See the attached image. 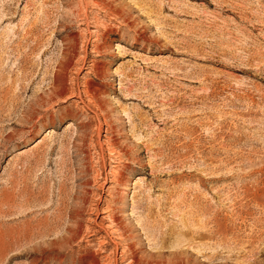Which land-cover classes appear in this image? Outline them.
<instances>
[{
    "label": "rangeland",
    "instance_id": "rangeland-1",
    "mask_svg": "<svg viewBox=\"0 0 264 264\" xmlns=\"http://www.w3.org/2000/svg\"><path fill=\"white\" fill-rule=\"evenodd\" d=\"M104 198L139 264H264V0H0V264L95 254Z\"/></svg>",
    "mask_w": 264,
    "mask_h": 264
},
{
    "label": "bare ground",
    "instance_id": "bare-ground-1",
    "mask_svg": "<svg viewBox=\"0 0 264 264\" xmlns=\"http://www.w3.org/2000/svg\"><path fill=\"white\" fill-rule=\"evenodd\" d=\"M119 47H120V45H117V48H119ZM63 94H65V92H62L59 95V97H61ZM77 94H79V93H77ZM82 94L85 95L86 98L89 101H91L95 107H98V108L102 107L100 102H98V103L95 102V98L91 96V94L89 93L87 88L82 90ZM53 102H55V100L50 99V103L53 104ZM28 117L30 118V115ZM77 125H79V123H77ZM97 129L98 128L95 127V130H97ZM105 137L106 136H104V141H105V143L108 144V142L110 140L105 138ZM105 148H108V147H105ZM121 157L128 158V152L122 150L121 153L120 154L118 153V156L116 158H113V159L120 160ZM110 163H116V162H114V160H110ZM116 168H114L113 171L110 168L112 171L111 172L112 177H114V175H115L114 170ZM107 183L109 184V186L111 183H113L111 188L107 187V189H106V192L109 195L112 192H114V190L116 189V186L118 184H121L123 182H122V180L120 181V179H117V180H108ZM124 194L125 193H121V195H124ZM103 201L105 202V208L100 211L101 216L99 218H97V220L95 219L93 221V224L96 227V230L94 232L99 234L98 249H97L98 252H96L95 254L90 253L89 256H86V258L84 260H82V259L79 261L76 260L77 261L76 264H139L141 259H139L140 260L139 261L137 254L132 251V244H131L130 240L133 238L132 237L133 234H132L130 228L125 225L123 219H121L119 217V215H118L119 214V208L116 207L115 205L110 206L109 205L110 199L107 200L104 198ZM76 217H77V215L75 213H73L69 216L70 220L73 223H75ZM109 244L112 245V248L108 251L106 249V246H108ZM118 250H119V255H118V257H116V253L118 252Z\"/></svg>",
    "mask_w": 264,
    "mask_h": 264
}]
</instances>
